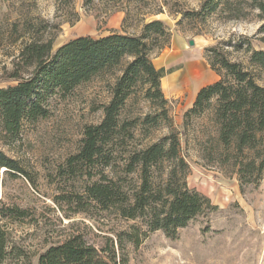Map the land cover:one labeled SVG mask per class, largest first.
<instances>
[{
  "label": "trees",
  "instance_id": "trees-1",
  "mask_svg": "<svg viewBox=\"0 0 264 264\" xmlns=\"http://www.w3.org/2000/svg\"><path fill=\"white\" fill-rule=\"evenodd\" d=\"M82 1L86 9L101 2L104 8H116L124 13V25L139 21L140 32L75 36L57 49L53 39L37 38L24 43L9 75L15 84L0 88V137L5 142L14 140L23 122L33 123L50 115L51 100L65 99L77 87L93 80L104 81L109 101L101 105L103 117L99 123L84 128L78 151L66 159L59 175L67 180L82 175L87 181L96 178L85 185L81 194L70 195L71 202L80 205L79 211L93 203L136 225L118 232L115 241L95 237L89 242L80 234L73 235L45 249L36 264H126L122 253L125 242L137 245L141 237L156 231L174 239L193 218L216 211L218 207L189 188L186 181L188 165L180 154L181 138L194 118L207 116L222 148L218 151L224 158L221 162L234 160L241 186L256 184L264 171V86L256 82L254 74L264 71V50L254 49L252 39L247 37L240 38L244 42L228 40L206 48L205 59L218 80L198 90L179 130L173 127L169 102L161 89V80L173 71L157 69L152 63V55L169 45L170 31L164 21H146V17L163 14L165 9L184 17L191 13L177 9L176 3L169 5L168 0ZM216 1L210 11L222 4L228 19L247 16L240 4L257 10L262 23L260 36L254 39L264 45V0L237 1L233 7L227 0ZM57 2L56 14H69L71 24L79 20L76 0ZM25 26H32L29 29L34 28L36 34L52 27L39 18L33 24L26 20ZM6 27L0 41L17 34L19 22H8ZM225 46L243 50L248 66L230 60ZM138 99L148 103V112L130 111L132 102ZM161 127L169 131L157 141L136 143L137 136L147 138L151 130ZM0 170L11 178L22 176L36 186V177L1 149ZM25 215V209L0 199V262L12 251L4 221L21 220Z\"/></svg>",
  "mask_w": 264,
  "mask_h": 264
},
{
  "label": "rangeland",
  "instance_id": "rangeland-1",
  "mask_svg": "<svg viewBox=\"0 0 264 264\" xmlns=\"http://www.w3.org/2000/svg\"><path fill=\"white\" fill-rule=\"evenodd\" d=\"M227 1L233 7L237 1L248 0ZM168 2L191 14L185 17L170 14L164 8L163 14L146 17V21L160 19L170 31L169 45L152 55V63L157 69L173 71L161 80V89L169 102L173 127L181 130L183 115L192 107L198 90L218 80L205 59V49L247 37L252 39L254 49L264 50V45L254 39L260 36L258 29L262 22L258 11L245 4L240 7L247 16L235 20L225 16L222 4L210 11L216 0ZM57 3V0H0V37L8 22H19L17 34L0 41V88L15 84L9 75L19 61L20 49L31 39H53L57 49L75 36L140 32L139 21L124 25V13L104 8L102 2L86 9L82 0H76L79 20L73 24L67 20L71 16L66 12L56 14ZM36 18L52 27L43 34L33 32L34 28L29 29L32 26L24 27L26 20H32L33 24ZM15 38L17 41L12 43ZM225 47L230 60L248 66L243 50ZM254 74L256 82L264 86V71ZM108 101L104 81L93 80L77 87L65 99L51 100L50 115L33 123L23 122L14 140L5 142L0 137V149L19 160L36 177L34 187L24 177L11 178L0 170V199L26 210L21 220L4 221L12 251L0 264H36L45 249L73 235L80 234L89 242L95 237L115 241L118 232L136 225L135 221L125 220L114 211H102L93 203L85 211H79L80 205L72 203L70 195L81 194L85 185L96 178L87 181L82 175L67 180L59 175L66 159L78 151L84 128L101 121V105ZM148 106L138 99L132 102L130 111L146 113L150 110ZM168 131L166 127L151 130L147 138L137 136L136 143L147 145ZM221 149L207 116L194 118L181 138L180 154L188 165L186 181L189 188L208 198L218 209L208 216L193 218L178 230L174 239L156 231L141 237L137 245L125 242L122 253L126 264H264V171L256 184L241 186L234 160L222 163L224 158L218 152ZM62 195L69 198L62 199ZM22 253L23 256H18Z\"/></svg>",
  "mask_w": 264,
  "mask_h": 264
},
{
  "label": "water",
  "instance_id": "water-1",
  "mask_svg": "<svg viewBox=\"0 0 264 264\" xmlns=\"http://www.w3.org/2000/svg\"><path fill=\"white\" fill-rule=\"evenodd\" d=\"M193 43H192V41L190 42V45H192Z\"/></svg>",
  "mask_w": 264,
  "mask_h": 264
},
{
  "label": "bare ground",
  "instance_id": "bare-ground-1",
  "mask_svg": "<svg viewBox=\"0 0 264 264\" xmlns=\"http://www.w3.org/2000/svg\"><path fill=\"white\" fill-rule=\"evenodd\" d=\"M172 77V76H171ZM175 79V78H174ZM176 79H178V78H176ZM171 81V80H170ZM162 83V82H161ZM169 84V83H168Z\"/></svg>",
  "mask_w": 264,
  "mask_h": 264
},
{
  "label": "crops",
  "instance_id": "crops-1",
  "mask_svg": "<svg viewBox=\"0 0 264 264\" xmlns=\"http://www.w3.org/2000/svg\"><path fill=\"white\" fill-rule=\"evenodd\" d=\"M193 80V78H191Z\"/></svg>",
  "mask_w": 264,
  "mask_h": 264
}]
</instances>
